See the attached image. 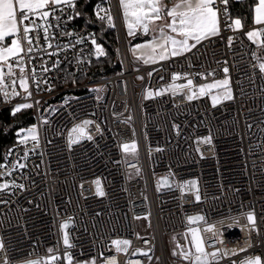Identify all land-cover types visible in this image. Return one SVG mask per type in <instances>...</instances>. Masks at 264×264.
Returning <instances> with one entry per match:
<instances>
[{
	"label": "built area",
	"instance_id": "2783aa9c",
	"mask_svg": "<svg viewBox=\"0 0 264 264\" xmlns=\"http://www.w3.org/2000/svg\"><path fill=\"white\" fill-rule=\"evenodd\" d=\"M105 3L117 39L120 69L116 73L69 83V77L91 73L93 62L100 57L95 52L97 41L92 44L97 35L92 27L76 24L75 17L58 23L50 16L54 38L47 52L58 56L34 53L37 58L30 65L25 57L31 98L24 100V91L17 84L19 95L6 101L7 106L33 104L38 144L31 139L17 143L7 158L10 168L28 152L27 160L21 161L26 167L5 178L15 179L25 188L0 197L9 202L0 203V242L4 245L0 264L5 260L25 264L51 256L61 258L56 264H67L61 224L68 221L69 241L74 246L67 251L72 264L92 258L95 264H186L170 253L167 237H175L176 248L177 244L188 248L191 234L187 239L183 234L189 227L199 228L204 240L210 241L213 233L204 231L208 225L215 226L216 242L206 243L207 252L235 249L237 253L220 259L219 264H240L257 256L264 264V73L258 70V63L264 61L253 60L257 46L246 36L264 25L227 28L221 18L219 36L193 49L196 55L187 53L142 65L131 55L119 0ZM68 11L62 21L67 20ZM228 12L231 16L230 3ZM63 31L73 35H63ZM77 35L86 37L85 42L67 50L56 48ZM40 36L39 47L44 48L43 34ZM229 37H233L231 47ZM57 59L58 67L41 72V65L51 69ZM225 66L233 99L215 107L208 96L188 101L184 90L144 98L148 91L186 84L187 79L198 90L199 85L225 78ZM32 67L40 80L39 90L31 80ZM213 71L214 77L198 75ZM173 73L180 78L172 81ZM85 120L93 123L69 147V135L74 140L81 136L72 130ZM205 137H211L210 144L198 143ZM133 142L135 153L124 151L122 146ZM155 177L158 182L161 177L169 178L170 187L158 190ZM97 179L104 196L97 195ZM192 180L198 182L199 201L188 189ZM249 213L254 215L256 231L247 220ZM198 215L205 221L189 225L188 217ZM140 219L146 221L149 234L139 232ZM113 240H129L127 253L116 252ZM144 250L151 260L142 255Z\"/></svg>",
	"mask_w": 264,
	"mask_h": 264
},
{
	"label": "snow or ice",
	"instance_id": "6c2138e0",
	"mask_svg": "<svg viewBox=\"0 0 264 264\" xmlns=\"http://www.w3.org/2000/svg\"><path fill=\"white\" fill-rule=\"evenodd\" d=\"M78 0H0V95L3 96L4 101L11 100L12 97L18 96L19 91H17V84L19 88L22 89L26 95L23 97L24 100L31 98L32 93L29 91V75L26 74V61L27 64H32V61L37 58L34 53L45 52L48 56L57 55V52H47V49L52 48L51 39L54 38L50 35V29L54 27L51 21L48 19L50 16L53 17L58 23H66L72 20L74 17H81L83 15L82 10L76 9V3ZM243 2V0H239ZM87 3V0H86ZM120 7L122 9L123 19L128 30V35L132 36L135 34V29H142L144 34H148L149 31L153 32L152 40L144 45H137L133 52L137 50H143L141 59L144 64L156 63L158 61L168 60L170 57H178L185 55L187 53H193V49H197L198 45H201L206 40H211L213 37H217L220 34V22L223 18L225 26L227 28L239 29L242 27V20L240 18L232 19L228 12V6L230 0H179V2L172 5V7H167L165 0H119ZM99 11H105L106 16H100L101 20H107L109 25L112 26L113 17L111 15L110 9H101L99 5L96 6ZM68 11L67 20L62 21L61 17L64 15L65 11ZM59 13L60 15H57ZM99 14V13H97ZM39 21V23L37 22ZM163 21V23H158ZM254 23L256 25H264V0H258L255 6V17ZM43 34V40L45 41L46 47H39V40L41 38L40 34ZM63 35L72 36L70 32L63 31ZM247 38L253 43L257 44L258 48H264V27L257 30L248 31L246 33ZM257 37L261 39L257 41ZM6 38H11L10 44L6 42ZM86 37L77 35L73 41L68 44H57V49L67 50L70 47H75L85 42ZM233 43V37L228 38V45L231 47ZM24 44L27 47H24ZM92 44L96 45V40H92ZM95 52L98 56L104 55V49L99 45H96ZM254 61H260L261 57L257 55L256 52L252 53ZM42 58V57H40ZM219 63V62H218ZM227 63L226 61L224 62ZM60 64V60L57 59L51 66V69L41 65V72L47 73L52 69H55ZM253 67H257L254 64ZM18 73L17 74V71ZM258 70L264 73V62L258 63ZM225 78L220 80H214L212 83H205L199 85L198 90L193 89V80L187 79L186 84H170L168 89H161L155 93L152 91L147 92L148 97L153 95L160 96L165 91L171 90L173 94L178 91L183 92L184 89H188L187 92H183V95L188 101H192L199 97L209 95L213 89H223L222 94L212 95L211 101L212 106L215 107L218 103L222 101H230L233 99V93L229 87L230 78L229 68L225 66L222 69ZM150 77L152 73L148 74ZM201 78H207V76H215V72H209L206 75L203 73H198ZM11 77V79H7ZM187 74H185V78ZM143 79V77H138ZM179 74L173 73L171 76L172 81L179 79ZM163 77H161V80ZM31 80L36 84L37 90H39L40 80L37 76L35 67H32ZM44 83L47 85L48 82L45 79ZM10 89V90H9ZM48 91H51V86L47 87ZM39 103V101H37ZM33 104L31 103H21L15 105L10 112V115L15 117L17 113L21 112L23 109H31ZM130 119V118H129ZM47 121H45L46 123ZM93 122L90 120H85L81 125H77L72 131L78 132L83 135V130L87 128ZM97 131H100L99 125L96 126ZM178 128V125H174ZM251 127V125H249ZM27 132V135H22L23 132ZM264 131V129H262ZM20 136L18 141L19 144H26L29 139H31L35 144H38V135L35 127L28 128L26 130L21 129L17 133ZM89 140L92 139L91 136L87 137ZM210 144L211 137H205L202 141L198 143ZM78 143V140H74L69 135V147L73 144ZM124 151L131 149L133 153L136 151V144H124ZM160 149H158L159 151ZM11 149H9L5 155V163H0V180H5L6 177H10L17 170H22L26 167L22 160H27L28 152H25L22 157L18 158L15 163L8 167L7 158L12 154ZM199 151V148H197ZM139 169H137V174H139ZM96 187L97 195L104 196L105 192L100 187L101 181L99 179L94 181ZM195 185V181L191 182ZM161 184H168L167 178L161 180L157 184L159 190ZM25 185L22 183H17L15 179L11 181L0 182V197L5 194L14 195L16 189H24ZM183 191V186H181ZM195 199L199 201L201 199L198 190ZM0 203H9L6 200L0 199ZM71 219V218H70ZM247 220L251 225V230L256 231L255 218L252 213L247 215ZM205 221L204 216L188 217V223L191 225L193 222ZM68 227L67 223L61 224V229ZM214 225H208L204 228L206 232H212L213 236L210 241H205L200 233L199 228L189 227L188 232L184 233L185 239H187L188 234H191V247L184 248L177 244V248L173 249L172 255L174 257H179L186 262V264H219L220 259L224 257H229L231 255H236V250L227 249H216L212 252H207L205 250L206 243L214 244L216 242V232L214 231ZM63 243L66 246L64 259L67 264H72L73 257L70 252L67 251L68 248L73 247L69 241V236L65 232L63 237ZM175 240V237H173ZM129 240H113L111 244L116 247V252L123 251L127 253V246L130 245ZM222 243V241H221ZM124 245V248L120 246ZM4 245L0 242V250H3ZM194 248V251H193ZM179 249V251H177ZM50 253L52 249L48 250ZM240 251H246V249H241ZM134 252L133 255H137ZM142 255L147 256L149 260L152 259L148 252L145 251ZM61 258L59 256H51L43 261H30L29 264H56ZM7 264V260H5ZM80 264H95V258L87 261H82ZM232 264H236L235 261ZM240 264H262L261 258L259 256L254 258H246L242 260Z\"/></svg>",
	"mask_w": 264,
	"mask_h": 264
},
{
	"label": "trees",
	"instance_id": "16d2710c",
	"mask_svg": "<svg viewBox=\"0 0 264 264\" xmlns=\"http://www.w3.org/2000/svg\"><path fill=\"white\" fill-rule=\"evenodd\" d=\"M257 0H230L232 9L231 18H240L245 27L252 26L254 8ZM107 9L105 0H78L76 9L82 10L81 17H75V23L80 26L92 27L97 35V44L104 49V55L93 62L92 71L86 77H69V83L100 79L116 73L120 69L117 50V39L115 32L110 28L107 20H101L100 16H106ZM99 13V14H97ZM15 105L7 106L3 97H0V162L4 160L5 153L18 143L20 136L17 135L21 129H28L35 125V115L33 107L23 109L15 117L10 115L11 109Z\"/></svg>",
	"mask_w": 264,
	"mask_h": 264
},
{
	"label": "rangeland",
	"instance_id": "374dc122",
	"mask_svg": "<svg viewBox=\"0 0 264 264\" xmlns=\"http://www.w3.org/2000/svg\"><path fill=\"white\" fill-rule=\"evenodd\" d=\"M256 44V43H255ZM98 45V44H97ZM256 46H257V44H256ZM257 55L258 56H260L261 57V59L264 61V48H258L257 47ZM224 79V78H223ZM212 83V82H211ZM229 87L231 88V85H230V83H229ZM231 90H232V88H231ZM188 91V89H184V92H187ZM222 92H223V89L222 88H220V89H213L212 91H211V93L209 94V95H205V96H208L209 98H210V100H211V96L212 95H217V94H222ZM233 93V92H232ZM24 95H26V93L24 92ZM72 95V94H71ZM69 96V95H68ZM148 96H147V93H145V96H144V98H147ZM212 102V101H211ZM224 102H227V101H222L221 103H224ZM221 103H218L217 105H219V104H221ZM32 127H35V125L34 126H32ZM31 128V127H30ZM26 130V129H25ZM22 135H27V132L25 131V132H23L22 133ZM83 138V136L81 135V136H78L77 138H76V140H80V139H82ZM20 139V138H19ZM18 139V140H19ZM155 181H156V187H157V182H158V178L157 177H155ZM192 181H195L196 183H195V185H193L191 182ZM192 181H190L189 183H188V189L191 191V192H194L195 193V195L197 194V190H198V193H199V186H198V182L196 181V180H192ZM158 189V188H157ZM160 189V188H159ZM147 223H146V221L145 220H143V219H140V220H138V222H137V227H138V230H139V232L141 233V234H143V235H146V234H149V232H148V230H147V225H146ZM167 243H168V249H169V251H170V253L172 254V251H173V249H176V247H175V245H176V240H174L173 239V236H168L167 237ZM125 246L124 245H122L121 246V248H124ZM129 248H130V245H128L127 246V251L129 250ZM121 253H124L123 251H121Z\"/></svg>",
	"mask_w": 264,
	"mask_h": 264
},
{
	"label": "crops",
	"instance_id": "0c3cea01",
	"mask_svg": "<svg viewBox=\"0 0 264 264\" xmlns=\"http://www.w3.org/2000/svg\"><path fill=\"white\" fill-rule=\"evenodd\" d=\"M237 1H239V0H237ZM177 2H179V0H165V4L169 8L172 7V5L175 4V3H177ZM257 2H258V0H257ZM119 7H120V3H119ZM120 11H121L122 19H123V14H122L121 7H120ZM254 17H255V8H254V15H253V24L256 25L254 23ZM158 23H163V21H160ZM123 25H124V30H125V33H126V37L128 39L129 45H130V52H131L132 57L138 63H140L142 65H148V64H144L141 59H138V57L141 56V53H142L143 50H137L134 53L133 52V49H135L137 45H144V44L149 43L152 40V38H153V32L152 31H149L148 34H144L143 31H142V29H135V34L132 35V36H130V35H128V30H127V27L125 25L124 19H123ZM242 27H245L243 25V23H242ZM10 40H11V38H6V42L9 43V44H10ZM149 64H153V63H149ZM0 97H2V95H0Z\"/></svg>",
	"mask_w": 264,
	"mask_h": 264
},
{
	"label": "water",
	"instance_id": "95a60500",
	"mask_svg": "<svg viewBox=\"0 0 264 264\" xmlns=\"http://www.w3.org/2000/svg\"><path fill=\"white\" fill-rule=\"evenodd\" d=\"M165 178H166V177H161V178L159 179V181H161V180H163V179H165ZM167 180H168V184H161L160 186L163 187V188H165V187H170V185H171V183H170V179L167 178ZM191 217H195V216H191ZM198 222H200V221L193 222L192 224H195V223H198ZM64 223H67V224H68V227L65 228V229H63V235H64L65 232L68 234V228H69V226L71 225V222H69V221H68V222H64ZM145 251L148 252V250H144V251H142V253L145 252ZM25 264H29V263H25Z\"/></svg>",
	"mask_w": 264,
	"mask_h": 264
}]
</instances>
